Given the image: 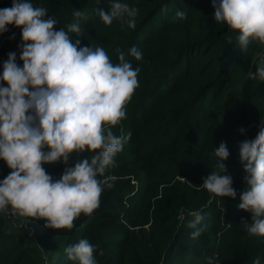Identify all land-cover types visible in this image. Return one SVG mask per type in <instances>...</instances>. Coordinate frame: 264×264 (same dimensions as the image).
<instances>
[{
	"label": "trees",
	"instance_id": "1",
	"mask_svg": "<svg viewBox=\"0 0 264 264\" xmlns=\"http://www.w3.org/2000/svg\"><path fill=\"white\" fill-rule=\"evenodd\" d=\"M31 2L47 9L57 31H67L80 10L82 32L70 33L72 40L103 47L114 65L116 50L123 51L140 69L139 86L126 105V118L112 128L117 136H131L105 172L115 180L104 188L99 207L81 214L71 229H46L43 220L23 218L33 234L15 229L0 214V264H78L66 249L81 239L96 246L97 264H207L208 257L214 264H252L259 257L264 264V237L247 233L242 220L250 223L251 214L238 207L246 189L239 144L254 139L264 123V82L249 75L264 59V45L252 44L245 53L235 38L229 44L227 36L235 34L216 22L213 0H117L138 9L135 29L118 20L103 24L95 10L107 12L111 0ZM11 6L12 0H0V9ZM178 10L185 19L176 18ZM7 27L0 34V76L9 52L23 66L22 30ZM132 47L142 53L141 60L130 55ZM242 127L244 135L238 131ZM221 142L230 151L225 163L235 199L199 187L215 169L214 149ZM92 155L74 153L68 166ZM42 167L56 181L66 166ZM10 171L0 159V181ZM194 212L204 217L196 239L188 227Z\"/></svg>",
	"mask_w": 264,
	"mask_h": 264
},
{
	"label": "clouds",
	"instance_id": "2",
	"mask_svg": "<svg viewBox=\"0 0 264 264\" xmlns=\"http://www.w3.org/2000/svg\"><path fill=\"white\" fill-rule=\"evenodd\" d=\"M212 6L216 22L235 34L227 36L229 44L235 38L245 53L252 44L264 45V0H213ZM95 11L105 25L118 20L122 26L136 27L138 9L126 3L111 0L107 12ZM83 15L75 10L67 31H57L55 18L31 0H12L10 8L0 9V34L14 25L22 30L23 41L19 45L23 66L17 64L16 53L9 52L0 76V159L11 169L0 181V212L43 220L46 229L55 231L71 229L81 214L91 215L104 188L113 186L115 177L105 172L131 134L117 136L112 128L126 118V105L139 86L140 69L123 51L116 50L119 63L114 65L103 47L81 46L80 38L72 40L70 33L79 37L82 32ZM175 16L186 18L179 10ZM130 55L142 59L136 47ZM249 75L264 82V59ZM238 131L246 133L243 127ZM86 151L93 153L90 159H77L68 166L74 153ZM214 156L215 169L199 187L217 197L235 199L237 192L225 163L230 156L226 142L215 147ZM239 156L246 189L238 207L251 214V222L242 220V227L250 236L264 237V123L254 139L240 142ZM56 163L66 167L61 178L53 181L42 165ZM191 215L194 219L188 227L194 229L191 237L196 239L204 230L200 226L204 217L199 212ZM96 250L81 239L66 254L78 264H97ZM207 264H214V259L208 257ZM252 264H260L259 257Z\"/></svg>",
	"mask_w": 264,
	"mask_h": 264
},
{
	"label": "built area",
	"instance_id": "3",
	"mask_svg": "<svg viewBox=\"0 0 264 264\" xmlns=\"http://www.w3.org/2000/svg\"><path fill=\"white\" fill-rule=\"evenodd\" d=\"M2 216H5L7 219L11 220V223L15 229H25L30 231L31 234L34 233V229L30 228L28 224L23 220V218L18 216H13L10 213L0 212Z\"/></svg>",
	"mask_w": 264,
	"mask_h": 264
}]
</instances>
